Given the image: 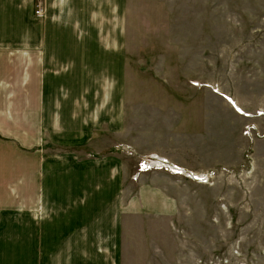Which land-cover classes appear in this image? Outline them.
Returning <instances> with one entry per match:
<instances>
[{
  "label": "rangeland",
  "instance_id": "374dc122",
  "mask_svg": "<svg viewBox=\"0 0 264 264\" xmlns=\"http://www.w3.org/2000/svg\"><path fill=\"white\" fill-rule=\"evenodd\" d=\"M0 72V264H264V0H0Z\"/></svg>",
  "mask_w": 264,
  "mask_h": 264
},
{
  "label": "crops",
  "instance_id": "0c3cea01",
  "mask_svg": "<svg viewBox=\"0 0 264 264\" xmlns=\"http://www.w3.org/2000/svg\"><path fill=\"white\" fill-rule=\"evenodd\" d=\"M1 75H3V73H1L0 72V76ZM21 83H23V82H21ZM172 175V174H171ZM166 176H169V174H167ZM169 177H171V176H169ZM173 177V176H172ZM180 180H181V178H179ZM131 200V199H130ZM129 200V201H130ZM131 205L132 206H134V202H131ZM114 222H115V225L117 226L118 225V219H117V217L114 219ZM107 229H108V222H107ZM111 230H112V232H113V225L111 226ZM85 231V230H84ZM117 233H118V228H117ZM117 233L115 234V235H117Z\"/></svg>",
  "mask_w": 264,
  "mask_h": 264
},
{
  "label": "built area",
  "instance_id": "2783aa9c",
  "mask_svg": "<svg viewBox=\"0 0 264 264\" xmlns=\"http://www.w3.org/2000/svg\"><path fill=\"white\" fill-rule=\"evenodd\" d=\"M35 15L38 16V17H41L42 16V9H36L35 10Z\"/></svg>",
  "mask_w": 264,
  "mask_h": 264
}]
</instances>
